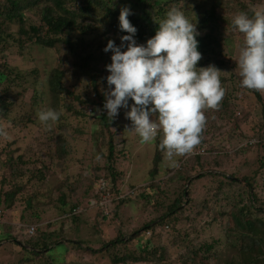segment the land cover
<instances>
[{"label":"rangeland","instance_id":"374dc122","mask_svg":"<svg viewBox=\"0 0 264 264\" xmlns=\"http://www.w3.org/2000/svg\"><path fill=\"white\" fill-rule=\"evenodd\" d=\"M8 2L9 0H0V5L3 6L0 11V71L6 72L11 84L17 89L14 95V89L11 88L10 99L16 106L13 107L10 118H0V128L7 133L6 136L0 135V163L8 162L12 158L15 163L6 164L0 172V264H44L45 257L37 258L29 251L36 241L43 243L45 235H50V243L51 240L55 243L56 240L67 237L73 242H84L99 250L101 246L92 243L115 239L116 236L123 234L127 236L126 242L130 240L129 251L135 255H140L141 241H151L156 247L165 245L175 248L172 242L176 240L174 238L176 232L171 226L167 224L158 226L153 236L149 233L176 201L181 202L179 211L183 212L177 215L183 219L179 225L183 238L187 233H190L191 241L195 237H199L200 241L217 238L218 230L212 232L214 223L220 219L219 214L230 211L234 202L240 199V191L227 182L226 187H219V184L223 186L220 182H223L224 177L200 179L207 175V171L219 173L214 166V155L209 156V153L201 155L204 160L208 159L206 172L202 173L201 166L195 170L190 169L191 163L187 159L189 154L175 157L172 161L167 160L159 148L162 134H159L152 143H141L138 134L130 129L131 120L125 115L130 107L127 110L120 108L112 125L114 142L122 150L121 169L125 173L124 182L120 186V196L114 199V195L110 193L105 202L104 212L107 210L110 215L116 208L115 200L118 202L114 218L108 216L102 219L98 207L83 213L84 208L95 204L92 199L96 194L94 186L97 182L95 180L97 169H103L107 163L99 149L102 138L100 133H103L102 124L98 119L95 120L100 110L96 108V112H92L91 106H88L89 117L84 121V115L81 114L84 106L78 98L90 97L97 102L95 91L98 90L106 99L105 92L108 90L106 78L110 75L106 66L111 62L100 61L98 56L95 57L97 59L92 67L95 69L96 87L90 85L84 92L82 89L83 86L86 87L87 82L80 83L77 76H67L62 90L57 94L53 93L49 86V73L54 67L57 55L36 45L35 38L33 41L30 39L36 36L31 30L42 25L45 5L36 6L37 0H28V4L22 5L18 12L21 19L11 21L6 16L14 11L12 7H8ZM214 4L210 3L209 7ZM253 9L264 10V4ZM96 25L99 30L97 34L101 35V39L106 37L107 25L101 23ZM44 34L45 30L40 32L39 36ZM78 35L76 34L75 38L78 39ZM238 38L236 43L233 41L228 45L229 39L225 36L223 39L225 45H219L216 53L202 55L197 65V67L214 65L221 71L222 87L234 91L232 96L237 100L233 104L238 103L237 106L227 104V107L235 108L237 114H241L237 120H233L229 118L231 116H227V111L205 110L206 120L212 125L208 134H204L206 139L204 147L210 150L212 144L216 147L219 144L220 151L246 146L247 135L254 136L260 128L264 129V93L260 92L262 101H259L252 90L241 87L242 77L239 76L237 61L239 49L244 43L243 34H239ZM120 44L121 42L117 43V46ZM122 50H126V47ZM61 52L67 62H63L58 68L65 71L62 67L71 62V58L65 49ZM36 71L38 75L35 74ZM4 88L0 87V92H3ZM35 91L42 92V98L37 104L32 101L39 97ZM133 103L134 101L130 99L129 106ZM48 108L61 112L59 120L54 124L51 122L44 124L38 119V111ZM79 114L82 116L79 117ZM104 139L107 141L108 137ZM63 141L66 142L69 152L62 149ZM105 147L106 145L103 149ZM103 152L106 153L107 150ZM255 156L258 157V154ZM218 161L222 166L225 163L221 158ZM250 161H254L250 156L235 157L228 161L225 167L223 166L221 172L242 177L246 167L251 171L259 167ZM202 162L206 161L201 160ZM16 165L18 169L11 173L12 167ZM260 178L261 176L259 181ZM257 186L261 191L259 195L264 199V187L259 182ZM219 188L225 189L228 196L233 194L232 198L218 196L217 199L215 194ZM14 192L17 194L13 202L6 203L7 195ZM126 198L129 199L127 204L122 205L121 201ZM243 200V206H248V197ZM78 209L82 210L81 213L75 214L74 210ZM79 215L82 216L77 218L78 220L71 219ZM231 215L233 214H229ZM255 217L256 215H249L248 223L253 224L252 220ZM188 218L195 222L191 223ZM236 219L237 221L234 216L230 219V225L235 227L234 230H238L242 222ZM208 223L212 224L210 228ZM150 224L152 226L145 229ZM32 228L35 229L34 236L28 234L26 239L25 236H21ZM159 228L162 229L161 235L156 232ZM98 229L101 235H97ZM192 229L199 230L198 234L193 235ZM251 230L248 228L247 231ZM229 235L233 236L232 233ZM65 249L66 246L62 245L51 247L50 257L57 262H63L65 258L66 264H111L108 258L101 255L94 256L73 248L64 253ZM262 261L264 258L260 262Z\"/></svg>","mask_w":264,"mask_h":264},{"label":"trees","instance_id":"16d2710c","mask_svg":"<svg viewBox=\"0 0 264 264\" xmlns=\"http://www.w3.org/2000/svg\"><path fill=\"white\" fill-rule=\"evenodd\" d=\"M210 3L215 4L209 7ZM24 4H28V0H9L8 7H12L14 12L6 16V18H10L11 21L21 19L18 12ZM40 4L45 5V9H43L42 12V25L34 27L31 30L36 36L30 37L27 33L26 35L30 37L31 41L35 38L36 45L50 52H54V54L57 55L54 67L49 73L50 89L53 93L57 94L62 90L64 79H66L67 76H77L80 83H89H85L86 87L83 86L82 91L84 92H86L85 90H87L90 85L96 87L95 69L92 67L97 59L95 57L98 56L100 61L110 60V62H112L111 56L113 53L111 51H104L108 41L113 40L117 45V43L121 42L120 38L122 36L129 35L127 32H121L119 27V16L121 8L123 7H129L131 9V14L128 18L137 29L134 37L137 45L145 46L147 40L155 36L159 29V23L166 18L167 12L173 7L179 8L185 13L186 17L196 25V31L198 33L196 36L198 40V50L204 55L216 53V48L219 47V45H225L223 41L225 36L229 39L228 45L233 43V41H237L238 35L242 33L235 32L236 29L232 24L234 16L243 12L251 17L254 11H256L253 8L264 4V0H221L217 2L214 0H37L36 6ZM2 7L3 6L0 5V11ZM97 23L107 25V35L102 39L101 35L97 34L99 33L96 25ZM44 30L45 34L39 36V33ZM76 34L80 35H78V39L75 38ZM243 44L244 43L241 45L243 46ZM62 49H65L66 53L71 58V62H68V64L62 67L65 71L59 70V65L62 66L63 62H67V59H64L63 53L61 52ZM35 74L38 75V71H36ZM6 83L11 84V79L5 71H0V87H5L3 92H0V118L9 119L13 107L16 106L10 99L11 88L14 89L15 95L17 87ZM239 85L238 83V86ZM35 92H37L39 97L34 98L32 101L34 104H37L40 101L39 99L42 98V92ZM95 92L96 98L98 99L97 102L90 97L78 98V101L84 106V109H82L83 112L81 113L84 115V121L89 117V113L87 112L88 106H91L92 112H96V108L100 110V114L95 120L98 119L102 124L103 133H100V138L102 136L103 139H100L99 149H101L102 156L105 158L107 165L101 170L97 169V175L95 176L97 182L94 186L96 194H93L94 199H92L95 201V204H93V206H91V204L88 205L87 208L83 209V213L93 207H98L99 215H102V219H106L108 216L105 217V215L101 214L104 212V208L101 207L100 201H103L102 199H104L107 192L109 195L113 194L114 199H116V196H120V186L124 182L125 173L121 169V164H123L121 159L122 150H120L119 146L114 142V134L112 132V125L115 123V119L109 118L107 116V111L104 110V95L102 94L101 96L98 90ZM233 93L234 91L225 88V96L218 109L227 111V116H231L229 118L237 120L238 116L240 117L241 114H237L235 108L230 109L227 107V104L230 105V103L236 106L238 104H233L237 100L232 96ZM252 93L259 101H262V95L259 91L252 90ZM81 114H79V117L82 116ZM211 125L212 123L206 120V125L201 134L200 144L187 157L188 161L191 163L190 169L192 168L191 170H195L196 167L198 168L201 166L203 169L202 173H204V171L206 172L205 167L208 165V159L205 158L204 160L201 155L207 153H209V156L214 155V166L217 171L219 170V173L207 171V175L200 179L210 180L213 178L217 179V177H224L223 182H220L223 186L219 184V187H226L227 184L234 185L241 194L239 195L240 199L234 202L231 210L219 214L220 219L215 221V227L212 229V232L215 229L218 230L217 238L214 237L211 241L205 239V241H200L199 237H195L193 241H191L190 233H187L183 238L182 230L179 228L183 219L177 217V215L180 213L183 214V212L179 211L181 202L176 201L169 209V212L160 218V222H157L158 225L150 229V235L153 236L158 226H163L165 224L171 226V229L176 232V236L174 237L176 240L172 242L175 248L165 245L156 247L151 241H141L139 247V251H141L140 255H135L129 251L130 240L126 242L125 238H127V236L123 234L116 236L115 239H105L103 242L99 240L96 243L91 242L94 245H100L101 249L99 250H96L84 242H73V240L67 237L56 240L55 243L51 240L50 243V235H45L44 242L41 243L39 240L36 241L32 246V250L29 252L37 258H46L44 264H66L65 258L63 262H57L54 258L50 257L49 251L51 247L57 245L66 246L64 253H68L72 248L74 250H82L94 256H104L108 258L111 264H264V261L260 262L261 259L264 258V199L259 195L261 191L257 186L259 182L261 186L264 187V129L261 130L260 128L254 136L247 135L246 146H238L234 150L228 148L227 150L220 151L218 148L219 144L217 147L212 144L211 150L204 147L206 144L204 134H208ZM105 137H108L107 141L104 139ZM65 143L66 142L63 141L61 147L63 150L69 152ZM104 145H106V153L103 152V150H105L103 149ZM256 154H258V157L255 156ZM244 156L253 158L254 161L250 162L255 165L258 164L259 167L252 171L250 168L246 167V172L242 177L235 174H222L221 171L223 166L225 167L228 161L235 159V157L241 158ZM219 158L225 161L223 166L222 163L218 161ZM201 160L206 162L201 163ZM12 163H15L13 158L8 162H1L0 172L5 168L6 164ZM220 166L222 167L219 168ZM17 169V165L12 167L11 173ZM100 171L104 174L102 172L100 174ZM260 176L261 178L259 181ZM3 182L6 183V180ZM225 182H227V184H225ZM103 184H105L106 191H102ZM16 194L17 192H14V194L9 193L6 197V203L13 202ZM229 195L231 197L228 196L225 189L221 190L219 188L215 197L217 199H219L218 196L225 199H229V197L232 198L233 194ZM184 197H186V193H184ZM247 197L249 199L248 206H243V198ZM130 198L129 196V199ZM129 199L126 198L122 200V205L127 204ZM115 203L116 208H114L111 211V215H109L112 218H114L117 211L118 202L115 200ZM229 214H233L231 216H234L236 221V218L242 221L240 222L241 225L238 227V230H234L235 227H231V216H229ZM249 215H256L254 218L255 220H252L253 224L248 223ZM81 216L82 215H79L71 219H77ZM188 219L191 220V223L195 222V220L191 218ZM97 226L99 225L97 224ZM151 226L150 224L145 227V229H149ZM208 226L210 228L212 224L208 223ZM79 227H81V225ZM248 228L252 230L247 231ZM156 232L160 234L162 229L159 228ZM198 232L199 230L194 229L193 235L198 234ZM100 233L98 229L97 235H101ZM230 233H232L233 236H230ZM21 236H25L24 238L26 239L28 236L27 231Z\"/></svg>","mask_w":264,"mask_h":264},{"label":"clouds","instance_id":"9594fccd","mask_svg":"<svg viewBox=\"0 0 264 264\" xmlns=\"http://www.w3.org/2000/svg\"><path fill=\"white\" fill-rule=\"evenodd\" d=\"M130 14L131 9L123 7L119 16L120 31L129 35L120 38V46L109 40L104 49L113 53L106 66L110 75L104 110L113 119L120 108L130 107L125 113L132 122L130 129L141 143H152L162 134L159 148L172 161L192 153L200 144L205 110L218 109L225 96L221 71L214 65L197 67L202 53L196 25L179 8L167 12L146 46L137 45V29L128 18ZM232 24L244 36L237 61L241 87L264 93V10L254 11L251 17L239 13ZM130 99L134 101L131 106ZM37 115L42 123L54 124L61 112L48 108ZM0 135L7 133L0 128ZM103 213L110 215L107 210Z\"/></svg>","mask_w":264,"mask_h":264},{"label":"built area","instance_id":"2783aa9c","mask_svg":"<svg viewBox=\"0 0 264 264\" xmlns=\"http://www.w3.org/2000/svg\"><path fill=\"white\" fill-rule=\"evenodd\" d=\"M102 191H106L105 184H103V186H102ZM108 196H109V193L107 192L106 195H105V197H104V199H103L104 201L101 202V207H104L105 206V202L108 200ZM74 213L75 214L80 213V209L74 210ZM29 233L31 235H34L35 234V229L34 228L30 229Z\"/></svg>","mask_w":264,"mask_h":264}]
</instances>
